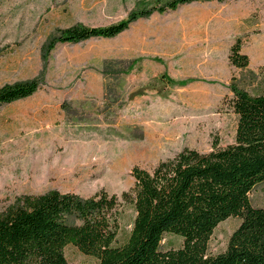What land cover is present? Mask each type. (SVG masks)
<instances>
[{"label":"rangeland","instance_id":"374dc122","mask_svg":"<svg viewBox=\"0 0 264 264\" xmlns=\"http://www.w3.org/2000/svg\"><path fill=\"white\" fill-rule=\"evenodd\" d=\"M167 1L0 0V87L39 82L32 95L0 105V213L24 195L104 190L120 202V245L136 215L122 197L134 186L133 167L151 171L184 148L234 143L230 85L264 93V0L183 4L140 17L115 37L48 51L62 29L117 24ZM237 41L247 68L230 61ZM249 198L264 207V182ZM240 222H221L208 253L225 251ZM182 244L166 233L160 249ZM65 254L70 264H98L72 244Z\"/></svg>","mask_w":264,"mask_h":264},{"label":"trees","instance_id":"16d2710c","mask_svg":"<svg viewBox=\"0 0 264 264\" xmlns=\"http://www.w3.org/2000/svg\"><path fill=\"white\" fill-rule=\"evenodd\" d=\"M168 0L165 6L133 12L127 20L103 27L76 24L62 29L48 46L112 38L140 17L192 2ZM223 1V0H218ZM231 63L247 68L241 43L231 47ZM36 80L0 87V105L28 97ZM230 107L237 117L234 143L200 152L184 148L149 171L133 167L135 183L123 192L135 218L127 240L118 245L120 202L102 190L89 197L50 190L24 195L0 213V264H70L65 248L77 247L98 264H264V207H254L249 194L264 182V93L253 94L233 81ZM241 222L225 251L208 253L215 228L226 219ZM183 238L178 248L161 250L164 234Z\"/></svg>","mask_w":264,"mask_h":264}]
</instances>
